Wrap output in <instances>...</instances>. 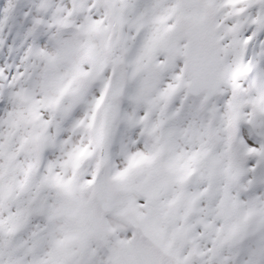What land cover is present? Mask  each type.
Here are the masks:
<instances>
[{"label": "snow or ice", "instance_id": "obj_1", "mask_svg": "<svg viewBox=\"0 0 264 264\" xmlns=\"http://www.w3.org/2000/svg\"><path fill=\"white\" fill-rule=\"evenodd\" d=\"M0 264H264V0H0Z\"/></svg>", "mask_w": 264, "mask_h": 264}]
</instances>
